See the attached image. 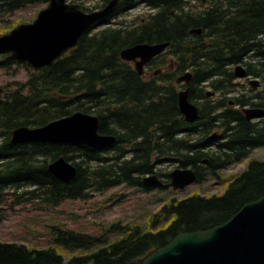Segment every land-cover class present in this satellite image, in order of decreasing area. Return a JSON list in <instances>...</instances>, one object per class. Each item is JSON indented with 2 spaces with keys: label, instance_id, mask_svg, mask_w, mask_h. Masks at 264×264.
<instances>
[{
  "label": "trees",
  "instance_id": "16d2710c",
  "mask_svg": "<svg viewBox=\"0 0 264 264\" xmlns=\"http://www.w3.org/2000/svg\"><path fill=\"white\" fill-rule=\"evenodd\" d=\"M32 1L38 0H0V16ZM139 2L153 10L144 16V22L132 19L128 26L86 31L75 47L52 64L33 69L25 63L32 70L27 79L4 91L0 199L12 189L17 203L38 199L54 207L67 199L85 200L92 192L101 193L120 183L150 191L142 186L141 178L150 173L167 178V173L156 168L163 158L193 168L195 182H200L217 177L219 170L247 157L254 148L264 147V118L250 121L231 108L217 114L216 107L225 105L226 96L214 99L199 87L209 80L215 92H230L232 85L237 86L232 68L236 64L264 83V0H207L211 4L196 11L185 10L187 0H128L117 6L113 16ZM194 28H201V34H189ZM166 41L170 48L165 52L174 55L167 63L174 72L178 70L177 76L189 69L191 89L199 88L200 106L188 93V99L200 109L195 123L187 122L179 111L177 91L171 83L175 77L145 79L119 56L121 49L133 44ZM11 63L23 64L12 61L0 67L9 68ZM251 90L250 95L242 94L239 106L264 107V90L258 94ZM74 111L95 114L99 131L116 136V143L96 149L83 144L10 142V131L18 126H41ZM224 114L229 120L221 116ZM193 124L194 129L188 126ZM198 126L204 132L197 131ZM187 127L191 134L179 133ZM218 128L225 130L217 132L222 138L213 144L207 134ZM59 155L76 168L69 182L47 170L48 163ZM262 195L264 160L252 159L240 173L229 176L221 193L173 196L143 224L116 220L99 235L51 224L53 245L45 247L0 239V264H140L177 234L221 224ZM106 234L117 236L108 240ZM63 251L69 253L68 258Z\"/></svg>",
  "mask_w": 264,
  "mask_h": 264
},
{
  "label": "water",
  "instance_id": "95a60500",
  "mask_svg": "<svg viewBox=\"0 0 264 264\" xmlns=\"http://www.w3.org/2000/svg\"><path fill=\"white\" fill-rule=\"evenodd\" d=\"M46 1V6L33 21L20 23L0 35V56L6 54L0 58V64L8 59L28 62L33 67L52 64L74 47L95 21L113 11L118 3V0H110L102 9L85 12L78 4L67 0ZM167 44H136L124 48L120 54L124 59L135 61L138 69H142ZM236 75L244 76L245 72L238 67ZM182 78L188 82L189 76ZM257 82V79L250 80L253 86ZM2 92L3 88L0 87V104L7 102ZM178 107L186 120L198 119V111L187 101L186 91L180 93ZM243 112L247 118L264 113L253 107L244 108ZM11 134L12 144L73 142L104 149L115 143V136L99 131L96 115L82 111H75L41 126H18ZM48 170L65 181L75 176V169L63 156H58ZM168 178L169 181L165 183L156 173H150L142 177L141 184L149 188L182 189L195 181L196 174L190 167H177L168 173ZM140 264H264V195L245 203L221 224L177 234L167 244L148 254Z\"/></svg>",
  "mask_w": 264,
  "mask_h": 264
},
{
  "label": "rangeland",
  "instance_id": "374dc122",
  "mask_svg": "<svg viewBox=\"0 0 264 264\" xmlns=\"http://www.w3.org/2000/svg\"><path fill=\"white\" fill-rule=\"evenodd\" d=\"M71 2L82 4V7H88L87 10L89 11L96 9L94 7H99L100 5V3H97V0H71ZM46 4V0L32 1L11 14L0 16V35L8 32L20 23L33 21L37 13L43 9ZM210 4L211 3L207 2V0H187L185 10L190 9L196 11ZM147 11L150 10L145 6H139L128 12L121 13L115 16V25L121 26L123 24L128 26L132 19H135V21L140 20L141 15L144 14L143 16H145ZM100 27H102V25L96 28ZM173 58L174 55L172 53L165 52L161 54L158 61L152 65L155 68L154 70L157 68L160 69V71L156 73L151 72V74L147 76H154L159 80V76L163 75L176 78L177 75L172 68L173 65L169 66V63H167ZM163 61V64L167 63L166 66L160 64V62ZM22 63V65L11 63L7 66L9 68L0 67V86H2L4 90L15 89L17 83L24 82L27 79L28 73L32 70H28V67L24 65L27 62ZM27 64L31 67L29 63ZM242 80L243 79L235 78L233 82L237 83V86L230 87L229 91L231 90V92H227L225 95L218 90L212 98L216 99L221 97V95L222 97L226 96L229 98L233 95L232 91H236V89L239 88H241L244 93H250L246 82L245 86H240L238 84V82H242ZM171 83L178 92L184 89L176 79L171 81ZM199 87L203 88V92L214 91L209 80L199 85ZM254 91L260 92L258 90ZM192 137L194 139L198 136L192 135ZM1 140L2 137H0V141ZM111 152L112 151H107L105 153ZM252 159L264 160V147H256L242 160L229 163L230 165L218 171L217 177L209 176L205 180L193 182L182 189L173 190L171 187H168L152 188L150 191H144L142 187H133L120 183L101 193L92 192L90 197L85 200L67 199L54 207L38 199L25 198L17 203L14 201L12 189H9L5 191V194L1 195L2 197L0 199V239L24 243L30 247H45L53 245L49 231L51 224L64 225L75 231H84L93 235L101 234L110 223L116 220H122L125 224H143L151 213L159 209L164 201L173 196L182 197L192 192H199L206 195L221 193L229 176L240 173L245 168L247 162ZM176 167H180V165L174 162L173 159L167 162L163 158L161 162L156 164L157 172H161V174L168 173ZM166 181H169L168 177ZM21 190L23 191V189ZM116 236V234H106L105 237L108 240H112ZM57 249L59 250V248ZM63 254L66 258L69 257V253L65 251H63Z\"/></svg>",
  "mask_w": 264,
  "mask_h": 264
},
{
  "label": "bare ground",
  "instance_id": "6f19581e",
  "mask_svg": "<svg viewBox=\"0 0 264 264\" xmlns=\"http://www.w3.org/2000/svg\"><path fill=\"white\" fill-rule=\"evenodd\" d=\"M108 1H110V0H107L105 3H104V5H100L99 7H94V8H96V9H94V10H98V9H102L106 4H107V2ZM119 1V0H118ZM126 1H128V0H126ZM209 1V0H208ZM67 2H69V3H74V2H71V0H67ZM119 3V2H118ZM116 4L115 5V7H114V9H113V11H111L109 14H107L106 16H104L103 18H101V19H99V20H97V21H95L90 27H89V29L87 30V31H94V30H98V29H102V28H105V27H107V26H116L115 24V16H113V12L115 11V9L117 8V6L119 5V4ZM76 4H78V3H76ZM79 6H80V8L82 9V10H84L81 6V4H78ZM139 6H145L144 5V2H139V3H137L136 4V6H134L133 8H129L128 10H126L125 12H128L129 10H131V9H134V8H138ZM148 10H150V11H147L146 13H145V16L147 15V14H149V12H152L153 10H151V9H149L147 6H145ZM88 8V7H87ZM202 9V8H201ZM94 10H92V11H94ZM85 12H90L89 10H84ZM124 13V12H123ZM120 15V14H119ZM144 15V14H143ZM143 15H141V17L143 16ZM117 16V15H116ZM140 20H141V18H140ZM100 25H102V27H100V28H96V27H98V26H100ZM189 34H195V35H199V34H201L200 32H202L201 31V28H194V29H190L189 30ZM84 34V33H83ZM82 34V35H83ZM81 35V36H82ZM194 35V36H195ZM80 36V37H81ZM78 41H79V39H78ZM168 44H167V46L164 48V50L166 51V50H168L167 48L169 47L170 48V46H169V42L168 41H166ZM78 43V42H77ZM144 43H146V42H143V43H137V44H144ZM159 43V42H158ZM160 43H165V42H160ZM150 44H155V43H150ZM157 44V43H156ZM77 45V44H76ZM75 45V46H76ZM133 45H136V44H133ZM133 45H131V46H133ZM74 46V47H75ZM127 47H130V46H127ZM127 47H125V48H127ZM73 48V47H72ZM71 49V48H70ZM124 49V48H123ZM123 49H121V50H123ZM121 50H120V52H121ZM68 51V50H67ZM66 51V52H67ZM164 51V52H165ZM173 51V50H172ZM171 51V52H172ZM120 52H119V56H120V58L123 60V61H126V62H132L133 63V68L137 71V73L139 74V75H141L142 74V69L140 68V69H138V67H137V63H135V61H133V60H129V59H124V58H122L121 57V54H120ZM160 54V53H159ZM5 55L6 54H3V55H1L0 56V58H3V57H5ZM63 55V54H62ZM59 58V57H58ZM57 59V58H56ZM55 59V60H56ZM141 59H142V56H141ZM54 60V61H55ZM152 60V58L147 62V63H149L150 61ZM12 61H15V62H17V60H10V59H8V60H5V61H3L1 64H3V63H6V62H12ZM53 61V62H54ZM18 62H20V61H18ZM22 63V62H21ZM28 63V62H27ZM147 63H145V64H147ZM161 63V62H160ZM0 64V65H1ZM30 64V63H29ZM130 64V63H129ZM145 64L143 65V66H145ZM31 65V64H30ZM50 65V64H49ZM161 65H165L166 66V63L165 64H161ZM46 66V65H45ZM132 66V65H131ZM169 66H172V64H169ZM31 67L33 68V69H36V68H40V67H43V66H40V67H33L32 65H31ZM238 67H241L243 70H244V72H245V75L244 76H238V75H236V70H237V68ZM231 68V67H230ZM233 68V67H232ZM232 70V69H231ZM178 71V70H177ZM183 72V71H182ZM152 73H153V71H152ZM179 73H180V71H179ZM233 73H234V75H235V78H238V79H243V78H245V77H249L248 79H249V81H248V83L250 84V80L251 79H253V77L251 76V75H249V74H247V72H246V69H245V67L242 65V64H236V65H234V69H233ZM151 74V73H150ZM176 75H177V73H176ZM191 72L189 71V69L188 70H186L184 73H182L181 75H179V76H176V81L178 82V83H180L181 84V86L183 87V83H185L186 81L182 78V77H185V76H189V78H188V81H190V79H191ZM175 76V75H174ZM154 76H151V77H149V76H144V78L145 79H149V78H153ZM255 79H257V81H261L262 82V80L260 79H258V78H255ZM160 81V80H159ZM207 82V81H206ZM163 83V82H162ZM196 83H198V82H196ZM212 83V82H211ZM211 83H210V85H211ZM204 84V83H203ZM206 84V83H205ZM248 84V88H250V85ZM264 84V83H263ZM199 85V84H198ZM209 85V84H208ZM213 85V84H212ZM233 86V85H232ZM0 87H2V86H0ZM180 87V86H179ZM181 87V88H182ZM214 87V86H213ZM216 87V86H215ZM3 88V87H2ZM184 88V87H183ZM215 90V89H214ZM225 90H226V88H225ZM262 90H264V88L262 89ZM4 88H3V92H2V97L4 98ZM184 91H186V99H187V101L190 103V104H192L193 106H195L196 107V105L192 102V101H190L189 99H188V91L184 88V89H182L181 91H177V96H178V102H179V95H180V93L181 92H184ZM204 91H206V90H204ZM229 91V90H228ZM231 91V90H230ZM252 91V90H251ZM253 92V91H252ZM264 92V91H263ZM245 94V93H244ZM256 94H258V93H256ZM206 95L207 96H214L215 95V91H206ZM249 95H250V93H249ZM249 95H246V96H249ZM254 95V94H253ZM260 95V94H259ZM222 96V95H221ZM244 96V95H243ZM256 96H258V95H256ZM206 97V96H205ZM224 98H227V97H224ZM239 98V97H238ZM244 98V97H243ZM5 99V98H4ZM204 99H207V97L206 98H204ZM224 100H226V99H224ZM237 100V99H236ZM207 101V100H206ZM215 101V100H214ZM220 101H221V99H220ZM210 102V101H209ZM196 103V102H195ZM207 103V102H206ZM202 104V103H201ZM204 104V103H203ZM206 105V104H205ZM224 105V104H223ZM179 108V107H178ZM209 108V107H208ZM253 108H257V109H260V110H263L264 111V107H253ZM196 109H197V107H196ZM215 109V108H214ZM238 109V108H237ZM180 111V110H179ZM197 111H198V109H197ZM75 112V111H74ZM73 113V112H72ZM71 113V114H72ZM181 113V112H180ZM199 114V113H198ZM70 115V114H69ZM95 115V114H94ZM183 115V114H182ZM67 116V115H66ZM63 117V116H62ZM183 117H184V115H183ZM244 117L246 118V119H248V120H259V119H262V118H264V113L263 114H260V115H258V116H255V117H252V118H247L245 115H244ZM198 118H199V116H198ZM185 119V118H184ZM186 120V119H185ZM217 120V119H216ZM187 122H192V121H188V120H186ZM36 127V126H35ZM17 128V127H16ZM15 129V128H14ZM14 129H12L11 131H10V142H11V137H12V131L14 130ZM211 131H213L212 129H211ZM218 131V130H217ZM213 133H215V135L214 136H212V137H214V138H217V139H221L219 136H218V133H216V132H213ZM114 136V135H113ZM177 136V135H176ZM189 136V135H188ZM195 136V135H194ZM221 136V135H220ZM188 138V137H187ZM186 138V139H187ZM196 138V137H195ZM115 141H116V136H115ZM193 141V140H192ZM217 141L215 140V141H213V144H215ZM19 143H26V142H17V143H14V144H19ZM41 143H51V144H83V143H73V142H71V143H57V142H41ZM115 144V143H114ZM217 144V143H216ZM83 145H86V144H83ZM88 146V145H87ZM89 147H91V146H89ZM92 148H94V147H92ZM97 149V148H96ZM210 150V149H209ZM59 156H63V155H59ZM58 157V156H57ZM57 157L56 158H54L52 161H50V163H48V165H47V170H48V167H49V165L50 164H52L53 162H55L56 160H57ZM64 157V156H63ZM65 158V157H64ZM65 161L67 162V163H69V164H71V166L75 169V174H76V168H75V166H74V164H72V162L71 161H69V160H67L66 158H65ZM177 161H179V160H177ZM48 172L49 173H51L49 170H48ZM53 176H55L57 179H59V180H61V181H63V182H69V181H65V180H63V179H61V178H59V177H57L56 175H54L53 173H51Z\"/></svg>",
  "mask_w": 264,
  "mask_h": 264
},
{
  "label": "flooded vegetation",
  "instance_id": "af4514ba",
  "mask_svg": "<svg viewBox=\"0 0 264 264\" xmlns=\"http://www.w3.org/2000/svg\"><path fill=\"white\" fill-rule=\"evenodd\" d=\"M119 3L118 4H121V3H123V2H126V0H119L118 1ZM141 21L142 22H144V16H142L141 17ZM164 53V52H163ZM163 53H161V54H163ZM161 54H158L157 56H155V57H153L152 58V60L149 62V63H147V64H145V66H143L142 67V74H141V76L144 78V76H147L148 74H150L151 72H152V70H153V73H156V72H158V71H160V69H157L156 68V70H154L155 68H154V66H152L155 62H157L158 61V59L160 58V55ZM130 63V65H132L133 66V63L132 62H129ZM172 68H173V66H172ZM173 70H174V68H173ZM176 73H178L177 72V70L175 71ZM249 77H245V78H243V80H242V82H238V84L240 85V86H245L246 84H245V82L247 83V84H249L248 83V81H249V79H248ZM250 85V84H249ZM183 87L188 91V93H190V94H192L196 99H197V101H198V105L200 106V103H199V101H200V97H198V95H200L199 94V88L197 87L196 89H191V85H190V81H188V82H185V83H183ZM264 88V84H263V82H261V81H258L257 82V85H255V86H253V84H251L250 85V89H252V90H258V91H260V92H262V89ZM231 92V91H230ZM233 92V95H231L229 98H227L226 100V103H225V105L223 106V107H220V106H217L216 107V113L217 114H219V113H222V112H225V110H224V108H231V109H237L238 110V112H241V113H243L244 114V112H243V108L244 107H252V106H250V105H245V106H239V101L241 100V99H243V97H242V94L244 93V91L241 89V88H239V89H236V91H232ZM255 93H259V92H256V91H254ZM231 94V93H230ZM239 97V98H238ZM237 99V100H236ZM221 102H223V101H220V103ZM197 105V106H198ZM199 108V107H198ZM199 110L200 109H198V112H199ZM224 110V111H223ZM182 114V113H181ZM245 115V114H244ZM224 119H226V120H229L227 117H226V115L224 114V115H221ZM221 119V118H220ZM198 120V119H197ZM197 120H195V121H197ZM195 121H192L191 123H195ZM233 123H234V121H232L231 123H230V125H233ZM188 126H192V129H194V127H195V124H193V125H188ZM190 128V127H189ZM195 130H196V128H195ZM218 130V131H217ZM225 130V129H224ZM224 130H223V128H218V129H216L214 132H219V134H221V133H224ZM197 131H200V132H204L203 131V129L201 128V126H198V128H197ZM191 131L190 130H188V127L186 128V129H184V130H180L179 131V133L180 134H191L190 133ZM208 138H210L211 140H213V141H217V140H219V139H217V138H214V137H212V136H214L215 135V133H213V131H211V132H208Z\"/></svg>",
  "mask_w": 264,
  "mask_h": 264
}]
</instances>
